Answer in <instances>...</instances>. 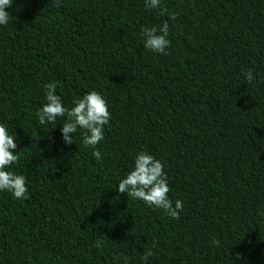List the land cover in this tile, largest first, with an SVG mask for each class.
I'll return each instance as SVG.
<instances>
[{
    "label": "trees",
    "instance_id": "obj_1",
    "mask_svg": "<svg viewBox=\"0 0 264 264\" xmlns=\"http://www.w3.org/2000/svg\"><path fill=\"white\" fill-rule=\"evenodd\" d=\"M161 4L174 20L144 0L5 9L0 123L16 133L28 191L0 192V264H140L148 249V264H231L237 252L264 264V0ZM165 21L168 55L153 54L140 29ZM52 81L66 107L90 90L107 101L100 160L79 132L61 144L62 120L38 124ZM140 151L164 165L178 219L115 190Z\"/></svg>",
    "mask_w": 264,
    "mask_h": 264
},
{
    "label": "clouds",
    "instance_id": "obj_2",
    "mask_svg": "<svg viewBox=\"0 0 264 264\" xmlns=\"http://www.w3.org/2000/svg\"><path fill=\"white\" fill-rule=\"evenodd\" d=\"M12 0H0V26L9 21V8ZM50 7H59L60 0H49ZM144 7L149 10H159L160 14H167L169 20H174L175 13H165L161 0H144ZM144 49L153 54L168 55L166 49L170 47L169 24L163 22L159 27L151 26L140 29ZM159 33V34H157ZM241 75L246 81L253 80L251 69L243 71ZM58 82L52 81L43 85V102L36 110L35 116L39 125H54L60 133L59 140L65 147L74 144L76 134L79 132L80 143L86 148H91V156L95 160L101 159V153L97 144L104 138V128L109 124L110 112L105 98L96 90L84 92L81 96L74 97L72 106L66 107L61 95L57 94ZM62 120L58 125L57 120ZM55 143L54 138H50ZM20 158V150L17 149V136L9 128L0 123V192H7L14 199H25L28 188L24 175L17 174L13 168ZM115 190L141 201L146 207L161 209L172 219H178L182 210V201L174 202L169 198L170 191L168 179L164 172V165L153 155L140 151L134 156L129 170L118 180ZM257 215L264 220V210H258ZM213 246L219 242L213 240ZM151 249L146 250L139 257L140 264H148L152 256ZM231 264H246L243 253L237 252L231 256Z\"/></svg>",
    "mask_w": 264,
    "mask_h": 264
}]
</instances>
